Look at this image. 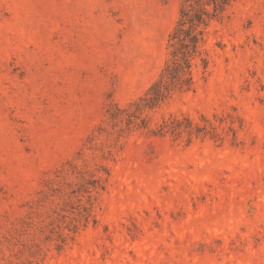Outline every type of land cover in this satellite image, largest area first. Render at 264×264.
<instances>
[{"label": "rangeland", "instance_id": "obj_1", "mask_svg": "<svg viewBox=\"0 0 264 264\" xmlns=\"http://www.w3.org/2000/svg\"><path fill=\"white\" fill-rule=\"evenodd\" d=\"M178 5L0 0V264H264V0L213 22L205 73L147 112L152 129L204 115L217 139L104 122L158 77ZM102 167L95 221L57 250L37 225L62 200L37 208L40 191Z\"/></svg>", "mask_w": 264, "mask_h": 264}, {"label": "trees", "instance_id": "obj_2", "mask_svg": "<svg viewBox=\"0 0 264 264\" xmlns=\"http://www.w3.org/2000/svg\"><path fill=\"white\" fill-rule=\"evenodd\" d=\"M235 1L179 0L178 15L167 36L166 58L158 77L141 96L125 105L110 99L105 110L104 122L107 126L116 128L119 135L135 128L149 129L156 135L169 134L174 138L185 133L187 143L194 137L217 139L219 133L216 126L204 115L200 116L201 122L194 121L189 115H174L152 129L147 112L159 107L175 93L191 89L197 67L205 73L209 56L204 45L210 27L213 22L221 21L226 16ZM107 126H100L99 129L107 131ZM230 130L233 131L231 127ZM101 169L105 175L90 174L85 177L81 174L76 183H67V189L58 186L40 191L42 194L36 201L37 208L42 205L41 202L51 201L55 197L62 200L56 203L58 207H50L51 212L44 225H37V228H41L43 240L54 241L57 250H61L67 238L71 239L89 220L95 221L93 203L97 194L104 190L109 173L105 167ZM71 197L76 198L77 204L67 206ZM29 207L34 213L35 206ZM34 239H30L29 253L36 260L41 254V247ZM28 264H32V260H28Z\"/></svg>", "mask_w": 264, "mask_h": 264}]
</instances>
